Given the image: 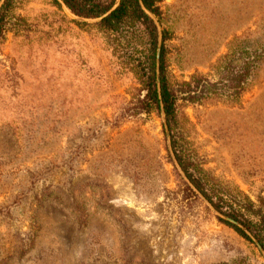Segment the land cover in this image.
<instances>
[{
	"label": "rangeland",
	"instance_id": "obj_1",
	"mask_svg": "<svg viewBox=\"0 0 264 264\" xmlns=\"http://www.w3.org/2000/svg\"><path fill=\"white\" fill-rule=\"evenodd\" d=\"M161 13L184 158L264 211V0H162ZM78 23L99 22L16 0L0 38V264H264L184 180L162 111L141 109L147 36L124 32L121 53ZM208 91L223 96L190 102Z\"/></svg>",
	"mask_w": 264,
	"mask_h": 264
},
{
	"label": "trees",
	"instance_id": "obj_2",
	"mask_svg": "<svg viewBox=\"0 0 264 264\" xmlns=\"http://www.w3.org/2000/svg\"><path fill=\"white\" fill-rule=\"evenodd\" d=\"M66 7L76 16L83 19H98L105 16L99 23L95 25L78 23L85 27H97L107 39L108 44H117L115 51L123 52L125 48L119 46V38L124 36V32L132 33L134 29L135 34L143 32L147 36L149 45V63L147 70L144 72L146 80L143 81L147 89V95L143 102V107L147 112L157 110L160 114L164 110L170 135L172 147L178 162L183 168L187 177L196 186V188L207 198V200L223 215L241 223L246 227L259 241L264 248V211L263 208L257 207L250 198L245 196L242 192L234 196L230 192H223L219 190L215 180L203 175L202 170L192 164L190 160L184 158L180 146L176 138V122H177V99L166 73L167 50L166 42L169 40L168 32L163 29L162 47L159 60L160 80H161V99L158 95L157 89V52H158V29L152 18L146 14L139 3V0H120L119 5L115 7L116 0H62ZM145 7L156 15L161 23V3L162 0H142ZM16 0H6L0 9V38L3 36L6 20L12 15L15 10ZM55 5L61 6L57 0H54ZM138 25V26H137ZM140 28V29H139ZM123 35V36H122ZM133 35V33L131 34ZM118 38V40H117ZM128 47L135 51V48L128 42ZM123 48V50H122ZM257 54L253 56L248 55V61L243 66L240 74H233L230 81L233 83L234 93L229 94L230 99H239L242 91H244V84L248 82L254 73V70L259 63L261 56ZM136 68H138L136 66ZM141 68H139L140 70ZM202 84V77L194 75L192 81L184 83L183 91L192 93V88L199 89ZM215 86H218L215 84ZM220 86V84H219ZM186 88V89H185ZM195 92L189 97L191 103L201 102L203 99H212V97L223 96L218 91H208L207 93ZM162 104V106H161ZM165 134V131H164ZM221 224L233 229L240 237L247 242L254 244L250 237L236 225L217 217Z\"/></svg>",
	"mask_w": 264,
	"mask_h": 264
},
{
	"label": "water",
	"instance_id": "obj_3",
	"mask_svg": "<svg viewBox=\"0 0 264 264\" xmlns=\"http://www.w3.org/2000/svg\"><path fill=\"white\" fill-rule=\"evenodd\" d=\"M6 0H1L0 2V9L2 8V6L4 5ZM59 2V4L66 10V12H68L71 16H73L74 18H77L79 20H82L84 22L87 21H95V22H100L105 16H107L109 13H107L105 16L98 18V19H83L80 18L76 15H74L73 13L70 12V10L66 7V5L64 4V2L62 0H57ZM120 3V0H117V4L115 5V7L113 9H115ZM140 6L142 8V10L148 14L152 20L155 22L157 29H158V52H157V67H156V76H157V89H158V95L159 98L161 99V94H162V89H161V80H160V68H159V60H160V53H161V47H162V39H163V30L161 27V24L158 20V18L156 17V15L154 13H152L150 10H148L145 5L143 4L142 0H139ZM162 106V104H161ZM162 114H163V122H164V127H165V132H166V136H167V141H168V149L170 152V155L176 165V167L178 168V170L180 171V174L182 175V177L184 178V180L186 181V183L190 186V188L207 204V206L216 214L217 217L228 221L234 225H236L237 227H239L240 229H242L247 235L248 237L251 238V240L254 242V244L259 248L260 252L264 255V248L262 247V245L259 243V241L255 238V236L246 228L244 227L241 223L231 219L228 216H225L223 214H221L208 200L207 198L196 188V186L191 182V180L187 177V175L185 174L184 170L182 169L180 163L178 162L176 155L174 153L173 147H172V141H171V135H170V131H169V127H168V123H167V119L164 113V110L162 109Z\"/></svg>",
	"mask_w": 264,
	"mask_h": 264
}]
</instances>
